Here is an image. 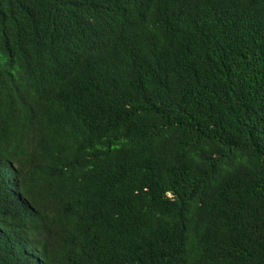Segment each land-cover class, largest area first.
I'll list each match as a JSON object with an SVG mask.
<instances>
[{
  "label": "trees",
  "instance_id": "trees-1",
  "mask_svg": "<svg viewBox=\"0 0 264 264\" xmlns=\"http://www.w3.org/2000/svg\"><path fill=\"white\" fill-rule=\"evenodd\" d=\"M0 264H264V0H0Z\"/></svg>",
  "mask_w": 264,
  "mask_h": 264
},
{
  "label": "clouds",
  "instance_id": "clouds-1",
  "mask_svg": "<svg viewBox=\"0 0 264 264\" xmlns=\"http://www.w3.org/2000/svg\"><path fill=\"white\" fill-rule=\"evenodd\" d=\"M14 229V228H13Z\"/></svg>",
  "mask_w": 264,
  "mask_h": 264
}]
</instances>
